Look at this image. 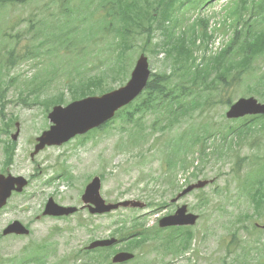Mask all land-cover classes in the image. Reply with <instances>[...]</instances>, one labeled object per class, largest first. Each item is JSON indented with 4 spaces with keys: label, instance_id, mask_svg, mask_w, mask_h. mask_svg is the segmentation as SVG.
<instances>
[{
    "label": "rangeland",
    "instance_id": "1",
    "mask_svg": "<svg viewBox=\"0 0 264 264\" xmlns=\"http://www.w3.org/2000/svg\"><path fill=\"white\" fill-rule=\"evenodd\" d=\"M89 1H91V5ZM98 1L100 0H67L61 2L57 0H31L27 3L11 6V14L10 10L0 12V35L6 29L7 22L9 23L12 16L14 22L9 33L12 35L19 34L17 46L23 50H31L34 53H38L41 59L43 56H41L40 51L45 50L47 46L39 47L37 45L38 42L43 40V37L37 34V30L42 27L40 22L47 18L49 21L54 20L59 25L71 16L73 18L71 26H75L77 29V34H71V37H73L71 41H74V38L77 41L70 45L67 44V46L73 47L81 40L78 48L91 47L93 42L83 39L87 36V29L89 38L96 40L104 36L106 31L122 28V25L117 21L118 19L110 16V10L107 7L97 5ZM225 3V0H219L213 7L205 9L203 15L209 16L212 12L219 13ZM87 6L90 8L87 9ZM262 14L264 15V11ZM106 37H109V42L122 44L125 42L118 36ZM49 40L52 47L51 72L49 75H53L57 71L60 74L58 82L73 80L75 83H79L86 80L87 76L85 73L88 71V66H93L97 61L101 60L98 49L93 52V49L89 47L83 52H78L75 48H67L66 43L70 39L64 34L51 32ZM5 41L13 43L11 39H6ZM153 42L159 43V39L155 38ZM138 52V48L130 51V53L134 54L130 71L136 57L139 55ZM159 54H147L150 58V70L152 72H159L161 68L167 66V63L162 61V56ZM114 57L117 58V51H115ZM254 64L253 70L258 73L261 69H264V58L256 60ZM25 72H27L26 69H13L10 74L17 75ZM25 75L30 76L31 73L28 72ZM22 80L26 82V89L29 92V78ZM111 85L114 89L119 87L118 84L112 83ZM242 92V90L235 92L233 94L234 100L239 97H248L242 96ZM57 93L55 90L46 93L41 99V106L37 104L31 105L30 103V106L26 105L25 107L22 106L23 104H18L20 101L16 99L17 92L14 89L10 88L6 92V100L13 103L6 106V114H13L12 116L16 117L17 121L9 129L8 135H0V138H5L0 140V169L1 161L5 158L1 142L11 140V135L18 130L14 160L12 159L13 162L8 170L14 175H23L29 178L30 185L26 189L23 198H14L10 206L0 213V230L15 218V205L22 199L19 204L22 208L18 209L23 212L28 209L25 212L24 222H29L33 230V235L29 239L34 242L50 240L51 245L57 243L58 247L55 257L61 259L69 253H75V248H82L93 237L106 236L114 227L115 221L123 214L97 217L88 221L82 218L83 214L64 220L40 218L37 220L35 218V215L39 214L38 211L46 197L57 192L58 184L56 182L51 185H46V183L51 175H57L60 170L58 164L62 149L48 152L56 148L49 147V149L40 152L33 159L30 158L34 139L50 125L43 109L46 105H49V101ZM16 101L18 103H15ZM65 101H69L67 93ZM226 110V107H215L213 110L208 111V114L215 117L220 122V126H223L225 121L222 113H225ZM150 122V118L145 120L144 129L147 131ZM126 129V126H122L119 120H116L107 132H100L95 139L87 143L82 142L79 147H74L67 151L65 161L67 166L71 168L72 177H75L74 184L62 194L57 195V200L64 204L77 203L78 192L83 179L88 175L101 173L104 175L103 195L107 200L141 198L145 202L151 203L152 207L147 211L170 202L173 197V195H170L171 192L167 191L170 189L166 190L163 188V180L160 184L157 181L163 171L161 169H163L162 163L165 157L162 152L166 141L173 135L178 134L181 127L177 126L170 132H147L144 135V142L136 147L125 145L124 141L127 135L124 130ZM159 136L161 141H155ZM261 140L264 141V129L247 134L239 147H235L231 153L227 151L226 153L230 155L229 159L222 160L210 157L202 165L196 160L193 162L194 167L189 166L185 172H179L176 178L173 179L178 188L196 182L199 179L213 180L212 184L201 191H195L187 195L180 202L181 204H186L193 214L198 215L199 220L194 227L196 236L189 251V258L192 262H187L185 259L178 257L173 261V264H223L220 261L228 254L227 245L231 241L232 235L237 237L236 240H239L240 237L250 239L245 243L247 245L241 254L244 261L248 260L247 263L249 262L251 258L249 257V251L253 247L260 251L255 258L257 264L264 261V231H261L262 229L264 230V206L253 210L250 199L241 191L248 168L251 170L252 165L255 162L257 163V158H260L264 163V149L257 147V143ZM31 142L33 143L31 144ZM139 154H142L140 158ZM237 157L248 158L249 165L244 166L242 174L236 177L231 174V168ZM102 165H104V168ZM195 168H198L196 173L198 177L192 178ZM256 172L257 170H252L251 177ZM61 189L63 188L61 187ZM178 191H174V193ZM201 199L204 200L202 204H200ZM147 211H136L129 217L128 221L143 217L142 214ZM173 211L172 206L161 208L158 211H154L148 221L143 219L140 221L144 224V229H154L159 218ZM121 212L125 213V211ZM242 213H249V215L234 219L236 215ZM135 215H137L136 218H134ZM85 216L84 214L83 217ZM254 224L262 225V229L255 230ZM201 236L202 238L199 239ZM16 245V241H0V251L9 253L7 259H10L19 254V246ZM156 246V243L151 241L145 243L141 249H135L133 253L137 254L136 261L138 264L169 263L170 258H163V256L159 258L160 255L157 253V257H155L154 251L156 250L153 247ZM151 247L154 251H151L150 254L144 253L145 250L150 251ZM109 252L112 253V251ZM95 256L94 254L93 257ZM235 258V255H232L226 258L224 263L235 264L233 262ZM76 262L77 260H71L69 264H76ZM128 264H134V262Z\"/></svg>",
    "mask_w": 264,
    "mask_h": 264
},
{
    "label": "trees",
    "instance_id": "2",
    "mask_svg": "<svg viewBox=\"0 0 264 264\" xmlns=\"http://www.w3.org/2000/svg\"><path fill=\"white\" fill-rule=\"evenodd\" d=\"M106 1L117 16V21L122 25V28L106 31L105 36H118L125 41L133 33L138 36L144 35L135 20L125 15L124 8H131L132 5H135L132 3L133 0L128 2L122 9L119 8L120 5L117 7L110 0ZM243 1L246 2L247 0ZM163 2L164 0H146L145 10L143 11L144 16H148L155 4ZM73 32L71 31L70 33ZM145 36L148 37L149 33L145 34ZM237 38L245 44L238 53L234 49L230 50L229 53L228 51L221 52L213 59V63L207 64L202 69H197L195 73H192L190 69L185 72L181 68L178 72L172 74L174 80L171 82L165 76H153L145 94L129 107L130 111H126L121 115L123 123H135L139 134L142 135L144 130L141 129V121L146 114H150L154 118L152 123L153 130H171L173 125H177L182 121V118L189 117L192 114L191 110L196 108L201 110L204 107L212 109L216 104L213 100L215 94L214 92L204 93L210 89L205 83L209 81L212 75H216V79H218L221 86L232 73L240 71L227 83L225 88V90L231 91L233 89L232 91H234L235 87L240 85L239 81L244 74L247 73L248 79L245 86L249 91L248 94L264 99V69H261L257 74L253 73V66L257 56L264 58V39L259 38L255 41V39L241 35L235 36L234 40ZM115 51H117V58L114 57ZM103 52H105V48ZM100 62L101 66H98L96 72L86 80L79 83H75L73 80H65V87L71 95V100L100 95L113 89L110 84H121L126 80L127 58L123 53L122 43L110 42L107 47L106 57ZM51 83L52 80L45 83V80L41 79L38 86L31 91V95H35L34 100H37V93H40ZM189 85L195 89L188 90ZM228 94L230 95V93ZM63 100L62 92L57 93L49 101V104H62ZM230 103L231 99L229 97L219 94L218 104L225 106ZM206 121L208 123L201 126H185L178 134L173 135L166 141L167 170H164L165 175L171 177L178 165L182 169H186L187 166L192 164L186 160L189 154L198 153L200 156L199 161L203 162L208 156V149L211 148V154L223 157L225 150L232 151L233 146L241 145L247 134L264 129V116L262 115L231 122L224 120L223 126H220V122L215 117H208ZM134 132H136L135 129ZM211 140H217L220 145L213 147V144L210 143ZM257 147L264 149V141H259ZM257 159V163L255 162L252 165L251 170L248 168L246 173L248 180L243 182L242 191L250 197L254 208L260 209L264 206V163L260 158ZM248 165V158L237 157L234 161L233 174L238 176L242 170L240 168ZM252 170H257L253 177H251ZM188 240L189 238L185 239L184 242Z\"/></svg>",
    "mask_w": 264,
    "mask_h": 264
},
{
    "label": "water",
    "instance_id": "3",
    "mask_svg": "<svg viewBox=\"0 0 264 264\" xmlns=\"http://www.w3.org/2000/svg\"><path fill=\"white\" fill-rule=\"evenodd\" d=\"M147 60L141 57L135 65L129 81L125 86L105 94L101 97H88L79 101L72 102L66 107L55 106L48 114V119L52 123L48 131L36 139L37 145L35 146V154L42 150L45 146H59L66 143L71 138L78 134H84L89 130L98 127L107 120H109L119 108L131 102L141 91L145 85L148 76ZM247 114H264V104H257L255 100L240 99L233 105L227 113L228 118H237ZM16 136H14V139ZM33 156V155H32ZM1 177V176H0ZM17 185V191L21 190L24 182L21 179H14L11 177L0 179V197L6 198ZM207 185L206 181H198L186 188L182 193L175 198L178 200L182 196L188 194L195 189H202ZM99 182L97 179L88 186L86 195L83 197L84 203L92 202L95 209H90L91 213H104L110 210L117 209L118 207H132L142 208L143 204L135 203L134 201H125L118 204H108L101 199L99 195ZM76 209H65L59 207L50 199L44 209V216H68L75 212ZM186 207L178 209L175 215L165 218L160 221V227L176 226V225H193L197 219L196 216L185 215ZM14 230L19 234H27L28 231L22 227H15ZM116 242L114 239L107 241L96 242L90 246L94 248L97 246L112 245ZM132 256L128 254H118L113 259V262H123L130 259Z\"/></svg>",
    "mask_w": 264,
    "mask_h": 264
}]
</instances>
